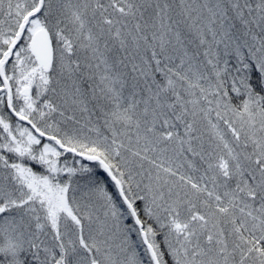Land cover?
Returning <instances> with one entry per match:
<instances>
[{
	"label": "snow or ice",
	"instance_id": "6c2138e0",
	"mask_svg": "<svg viewBox=\"0 0 264 264\" xmlns=\"http://www.w3.org/2000/svg\"><path fill=\"white\" fill-rule=\"evenodd\" d=\"M0 264H264V0H0Z\"/></svg>",
	"mask_w": 264,
	"mask_h": 264
}]
</instances>
